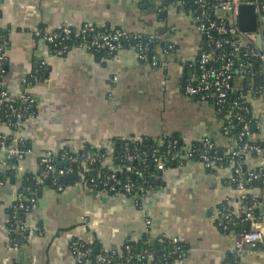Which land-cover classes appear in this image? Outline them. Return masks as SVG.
Returning a JSON list of instances; mask_svg holds the SVG:
<instances>
[{
    "label": "crops",
    "instance_id": "obj_1",
    "mask_svg": "<svg viewBox=\"0 0 264 264\" xmlns=\"http://www.w3.org/2000/svg\"><path fill=\"white\" fill-rule=\"evenodd\" d=\"M182 5L174 0H0V27L8 32L4 90L14 98L29 92L35 99L34 113L18 131L31 153L12 158L14 165L6 160L7 170L15 172L0 184V264H76L75 240L113 251L143 238L150 246L165 238L174 252L180 246L175 264H226L231 258L238 234L220 223L226 202L234 212L241 205L242 193L232 182L234 163L226 158L236 145L214 106L185 93L205 37L194 13ZM84 24L155 36L160 45L154 62H141L132 48L102 59L81 45L59 54L37 35ZM169 45L174 49L166 54ZM257 88L248 79L239 90L254 115L252 140L264 147V93ZM9 133L0 120V134ZM174 135L186 144L211 137L225 163L210 168L198 159L172 161L138 200L75 180L62 190L41 189L43 197L36 194L30 212L17 208L24 175L36 178L47 152L106 149L134 136L162 141ZM245 164L250 171L260 168L264 152ZM253 193L264 200V188ZM11 210L22 213L15 230L29 231L18 249L10 240ZM235 257L240 264H264V249Z\"/></svg>",
    "mask_w": 264,
    "mask_h": 264
},
{
    "label": "built area",
    "instance_id": "obj_2",
    "mask_svg": "<svg viewBox=\"0 0 264 264\" xmlns=\"http://www.w3.org/2000/svg\"><path fill=\"white\" fill-rule=\"evenodd\" d=\"M210 1L211 0L194 1L198 10L196 14L194 13L196 17V27L203 33L205 41L201 49L202 52L199 57L198 68L187 80L184 90L188 97L197 98L203 102H208V100L213 97L217 106L224 107L229 93L233 88L232 80L235 76V71L233 70L234 61L232 57L235 54L245 48L244 56L256 58L261 62V73L264 76V0H213L214 4L210 6L213 8V11L220 14L219 18H212L211 15L208 14L209 8L207 4ZM181 2L183 3V1ZM242 4H253L255 7L257 26L256 30L253 32H243L238 26L239 7ZM214 32H217L221 36L215 38L213 36ZM259 34L262 36L261 47L257 41V35ZM37 35L41 36L46 42L56 48L59 54H63L68 50L69 46L66 45V41H68L70 37L77 36L81 39L79 45L84 46L90 52L98 49H107L110 56H115L119 51L124 49L121 40H128L131 37L138 39L143 36L141 34H130L124 29L102 30L94 24H84L79 28L66 25L58 30H42L38 32ZM1 38L2 36L0 34V106H3L10 112L8 116L13 117V125L19 127L20 130L24 121L34 113L35 99L29 92H25L18 98H14L4 90L3 79L7 71L6 68H4V64L7 62V56L5 53V45L1 43ZM144 38L147 39L148 44L156 41L155 36L144 35ZM224 47H226V50L217 53L219 49H223ZM205 48L207 50H204ZM132 49L136 50L141 62H154V57L149 58L147 46L144 45L143 47L140 45L139 48ZM173 49L174 47L169 45L165 49V53L168 54ZM221 60H224L225 63L215 65L216 62ZM240 66L242 70L238 74L241 81H248V79H252V77L256 75V72L252 69H243L242 63ZM32 83L33 82L30 81L29 85ZM257 91L259 93H264V85H258ZM238 93L239 97L236 101L231 103L223 119L224 132L226 134H232L235 130V120L241 125L240 133L236 140L231 137L236 148L232 149L226 156L227 160L234 163L232 182L236 184V188L242 193L241 205L239 210L234 212V210L229 208L226 202L222 207L220 225L224 229H228L230 223L237 217L241 218L244 222H252L256 228L238 233L234 249L231 252L232 256L246 251L264 248V202H258L256 200L253 201L251 205L243 203L242 199L250 190L246 189L242 181V176L244 175L242 162L237 161V159L240 160L243 157L249 158L252 155L262 153L264 152V148L250 142H242L243 137L252 140L253 133L251 123L252 120H254V115L248 103L243 101L244 97L242 92L239 90ZM16 102L20 103L19 108L15 106ZM218 110L221 111V108ZM244 114L251 115L249 121L246 120ZM131 139L132 141L139 142L142 140V136H134L131 137ZM128 140L129 138L124 141ZM6 141L7 134H0V151L4 154L3 158L0 159V169L3 170L11 168L6 160L10 161L12 158L23 160L31 153V148L26 146L25 139L18 134V131L12 138V143L10 145H7ZM163 141V145L167 144L165 151L161 152L156 149L152 154L154 169L159 174L160 171L163 172L168 168L171 161H177L182 165L186 163L187 160L198 159L205 166L210 168H218L223 165L220 160H222V158L224 159V157L218 155L215 142L209 136L203 137L198 147H196L195 143L186 144L182 142V140H180V142L177 140H168L165 142L163 139ZM115 148L116 143H111L103 151L100 148L95 149L94 153L92 152L94 148L88 146L76 152L73 151L71 154L67 150L55 153L47 152L41 158L42 167L36 175V180L39 184H44L52 172H56L57 178L69 176L74 173L73 164H81L88 172L91 170L90 166L96 162H101L103 165L107 164V166H112L114 170V172L110 171L109 174L105 175L103 181V186L108 188V192H112L111 194L113 195L132 197L135 200L141 199L153 185L147 181L145 172L136 169L131 164L132 162H143L144 167H147V163L144 160L145 153L139 155L130 152L127 148L121 159L122 161H126L127 164L123 167H117V165L114 164ZM209 153H213L214 155ZM18 168L22 170L21 167ZM118 171H125L133 176H139L140 184H136L129 179L122 182L118 179ZM80 176L82 180H85L83 175L80 174ZM248 176L250 179L263 177L264 164L259 168L258 172H249ZM153 177L154 179L159 178L157 174H154ZM0 184H3V182L0 181ZM96 185L97 184L94 183V186ZM63 188L64 185L62 184L57 187L58 190H62ZM19 196V201H21L19 208L23 211L30 212L36 207L37 195L34 193L26 196L20 192ZM254 209L260 210L259 216L253 214ZM22 228L25 227L23 226ZM165 241V238L159 239L160 243H164ZM174 242L177 244L178 240L174 239ZM85 244L88 243L79 240L78 243L74 244L76 248H72V252L76 258V264H85L90 260L89 256L93 254V248L86 247L84 246ZM14 248L18 249V244H15ZM174 249H176V253L181 251L180 246H176ZM148 257L152 258V255L150 254ZM94 262L95 264H128L126 260L123 263H115L112 261L111 256L107 254H98Z\"/></svg>",
    "mask_w": 264,
    "mask_h": 264
},
{
    "label": "trees",
    "instance_id": "obj_3",
    "mask_svg": "<svg viewBox=\"0 0 264 264\" xmlns=\"http://www.w3.org/2000/svg\"><path fill=\"white\" fill-rule=\"evenodd\" d=\"M174 1H183V7L187 10V11H192L193 13H197V5L194 4L195 0H174ZM214 4L213 0H211L210 2H208V14L211 15L212 18H219L220 14L216 13L215 11H213V8H211L210 5ZM0 34L2 36L1 38V43L3 45H6L7 41H8V32L6 30H4L3 28L0 27ZM213 36L215 38H219L221 35L218 34L217 32L213 33ZM88 39V38H87ZM89 40V39H88ZM124 49L125 48H139L140 45H142L144 47L147 46L148 50L147 53L150 57H153L156 53V47H158L160 45V43H158V40H156L155 42H152L151 44L147 43V39L144 38V35L141 36V38H130L128 40H121ZM81 42V39L77 36L74 37H70L68 41H66V45H68L69 47L75 46V45H79V43ZM54 48V47H53ZM55 49V48H54ZM204 50H207L206 48ZM203 50V51H204ZM224 50H226V47H224L223 49H219L217 51V53H221ZM245 48H243L240 52H238L237 54H235L232 59L234 61V65H233V70L235 71V76L232 80V85L233 88L231 90V92L229 93L227 102L225 104V106L223 107H219L216 105V101L215 99L212 97L208 100V103L210 105H213L214 108L216 109V111L218 112V114L222 117L225 116L226 111L230 108V105L232 102L236 101V99L239 97V88L241 85L246 84V81H241L240 77H239V72H241L242 68L240 66V64H243V69L247 68V69H252L256 72V75L254 77H252V80L254 81V83L256 85H264V76L261 73L262 72V65L261 62L253 57H248V56H244L245 53ZM202 51L199 52L195 62H194V70L196 71L198 68V61H199V57ZM92 53L94 54V56L97 59H102L105 57L110 56L109 51L107 49H98L96 51H92ZM224 60H221L219 62H216L215 65H219V64H224ZM7 63L4 64V68H6ZM7 70V68H6ZM31 81H33V79H31ZM243 100V99H242ZM244 102L247 103L246 100H243ZM16 107H20V103L16 102L15 103ZM248 106H250L248 104ZM218 107V108H217ZM251 107V106H250ZM221 108V111H219L218 109ZM10 112L4 108L3 106H0V120L5 122L9 128H10V133L7 134V141L6 144L10 145L12 143V138L15 136V133L17 131H19V127L14 126V121H13V117H9L8 114ZM246 120L249 121L251 115L249 114H244ZM11 120V122H10ZM255 120H252V125L254 124ZM235 130L232 132V134H228V136L233 137V139L236 140V138L238 137L239 133H240V129H241V125L238 121L235 120ZM4 135V134H1ZM165 142H167L168 140H177L178 142H180V138L176 135L174 136H168L164 138ZM242 142H250L256 145H259L260 147H263L261 144H259L256 141H253L249 138L243 137ZM241 142V143H242ZM120 144V147L117 149L115 148V165L118 166H124L127 164L126 161H122L121 159L123 158L122 156L125 154L126 149L128 148V150H130V152L132 153H136V154H143L144 155V160L147 163V167H144L143 162H132L131 165H133L136 169L145 172L146 173V178L147 181L150 182L152 185H154L156 183V179H154L153 175L154 174H158L157 171L154 169V163H153V157L152 154L153 152L158 149L161 152L165 151L167 144H164V141L162 139V141H155L152 138L149 137H144L142 136V140L139 142H135L132 141L131 138H129L128 141H123L121 140L120 142H118ZM163 143V144H162ZM26 146L28 148H30V144L29 142H25ZM196 147L199 146L198 143H195ZM180 146V145H179ZM264 148V147H263ZM104 149H102L103 151ZM67 151L71 154L72 152H70L68 149ZM92 152L94 153L95 150H92ZM211 155H214L213 153H209ZM253 156V155H252ZM250 158V157H249ZM248 158H241L240 160L237 159V161L242 162V169L244 172V175L242 176V181L244 186L246 187L247 190H250V192L247 193V195L242 199L243 203L251 205L253 203V201H258V202H264V200L261 198V196H257L256 194L253 193L254 189L257 188H264V176L263 177H259V178H253L250 179L248 176L249 172H252L249 170L247 164H245V161ZM11 161V164H13V161ZM222 163H225V160L222 158ZM173 162H170V165H172ZM57 166V164H56ZM73 172L75 174H81L85 177V181L86 183L90 184L91 186H93L96 189H102L104 191H107L108 188L103 186V181L105 178V175L109 174L110 171L114 172L113 167L112 166H107V164L103 165L101 164V162H96L94 163L92 166H90L91 170L90 171H86L85 168L81 165V164H73ZM117 169V168H116ZM14 168H12L11 170H3L0 169V181L1 182H5L9 177L13 176V173L15 172ZM255 172L259 171L258 169L253 170ZM118 175V179L121 180L122 182H125L127 179L131 180L132 182L136 183V184H140V179L139 176H133L132 174L125 172V171H121V172H117ZM93 180V181H92ZM73 182V180H69L66 181L64 183H60L58 181L57 178V174L56 172H52L50 174V177L45 181L44 184H39L35 178V176H33L32 174H25L22 180V188L20 190L21 193H23L26 196H29V194L34 193L35 195L37 194L38 190L43 189L44 187H52V188H57L58 185L62 184V185H66ZM94 183H96L97 185L94 186ZM233 185L236 186V184L233 183ZM112 193V192H110ZM257 196V197H254ZM21 203V201H19L17 208H19V204ZM20 209V208H19ZM22 210V209H20ZM23 211V210H22ZM253 214L255 216H259L260 214V210L259 209H254L253 210ZM19 217H22V213H16L15 211L11 210L10 213V222L8 224L9 230H10V240H11V244L15 245L17 243H22L24 241H26L25 239H27V237L29 236V231L26 229H23L22 232L23 233H19L18 231L15 230V228L17 227V220L19 219ZM245 224H248V227L245 228ZM256 226L252 223V222H244L242 221L241 218H237L235 217L233 222L230 223L229 226V230L234 231L235 233H241L243 231H247V230H252L255 229ZM79 240H75L72 243V248H76V246H74L75 243H78ZM84 246L86 247H92L93 248V254L89 256L90 261H95V258L98 254H107L109 256H111L112 261L115 263H123L125 260L128 261V264H175L176 261L179 259L180 257V252L176 253L174 251L171 250V248H169V245L167 244V241H165L164 243H160L157 242L154 246H150L148 244V240L147 239H142L140 241H128L125 245H123L120 249H116L113 251H109L106 252L100 245H98L96 242L95 243H88L85 244ZM96 247L99 248V252H95ZM260 249H264V248H260ZM152 255V258H149V255ZM227 264H240L235 256H231V258L226 262Z\"/></svg>",
    "mask_w": 264,
    "mask_h": 264
},
{
    "label": "water",
    "instance_id": "obj_4",
    "mask_svg": "<svg viewBox=\"0 0 264 264\" xmlns=\"http://www.w3.org/2000/svg\"><path fill=\"white\" fill-rule=\"evenodd\" d=\"M171 0H164V3H170ZM159 7V6H157ZM238 26L240 28L241 31L243 32H253L256 30V12H255V7L253 4H242L239 7V14H238ZM257 41L259 46L261 47L262 45V36L259 34L257 35ZM152 60V58H151ZM255 127V125H253V128ZM120 147V144L117 143L116 144V148L118 149ZM219 156H222V152L220 151ZM16 159H13V162H16ZM160 174H162V172L160 171ZM69 180H82L81 176H79L78 174H71L69 176H65V177H59L58 181L60 183H64L66 181ZM37 195L39 198L43 197V192L42 190H38ZM248 227V224H245V228ZM154 243V242H151ZM95 252H99V248L96 247ZM21 253V252H20Z\"/></svg>",
    "mask_w": 264,
    "mask_h": 264
}]
</instances>
